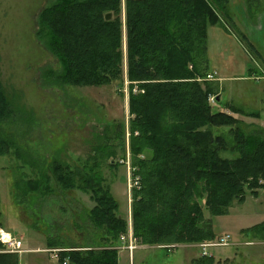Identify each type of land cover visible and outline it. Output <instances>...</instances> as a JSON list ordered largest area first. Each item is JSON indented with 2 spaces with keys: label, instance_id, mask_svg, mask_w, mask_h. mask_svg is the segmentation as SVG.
I'll return each instance as SVG.
<instances>
[{
  "label": "trees",
  "instance_id": "trees-1",
  "mask_svg": "<svg viewBox=\"0 0 264 264\" xmlns=\"http://www.w3.org/2000/svg\"><path fill=\"white\" fill-rule=\"evenodd\" d=\"M228 5L229 0L125 2L130 151L134 175L139 177L132 192L131 229L141 245L170 250L167 246L212 241L217 237L205 212L210 217L227 215L235 201H244L245 190L256 194L262 187L264 138L246 134L237 119L213 111L208 101L216 87L207 80V30L217 24L233 27ZM38 37L59 61L58 71H48L59 84L123 83L120 0H56L40 14ZM18 112L23 114L0 80V155L16 145L3 125ZM224 126L232 128L230 141L214 133ZM223 152L234 154L223 157ZM110 161L116 165L113 158ZM52 179L63 190L78 188L91 194L95 206L85 224L73 223L99 231L94 236L98 239L81 244L49 242V247L62 249L61 263L118 264L116 246L128 233V223L117 214L119 205L104 187L100 170L90 168L80 175L56 162ZM29 184L21 188L23 198L28 193L38 198L43 186L52 189L43 179ZM248 231L264 240V222ZM211 260L200 256L191 264H214ZM0 264H19L18 255L2 252L0 244Z\"/></svg>",
  "mask_w": 264,
  "mask_h": 264
},
{
  "label": "rangeland",
  "instance_id": "rangeland-1",
  "mask_svg": "<svg viewBox=\"0 0 264 264\" xmlns=\"http://www.w3.org/2000/svg\"><path fill=\"white\" fill-rule=\"evenodd\" d=\"M55 1L0 0V80L10 100L23 112H18L12 121L3 125L16 143L9 153L0 155V237L3 238L0 244L5 253L18 255L17 252L23 248H49V242L61 239L81 244L99 238L94 237L99 231L92 233L90 227L82 225L77 228L73 223L80 220L85 224L84 219L95 202L88 192L58 187L59 184L52 179L56 162L80 175L89 173L90 168L99 169L104 187L119 205L117 214L127 221L128 229L132 224V192L137 188L139 177L134 175L130 151L126 0H120L123 83L99 87L59 84L48 72L58 71L60 65L38 37L39 17ZM249 3V12L253 16L259 8L251 0ZM227 26L228 29L223 26L225 30L220 26L208 28L210 54L207 53V80L216 87V93L211 94L215 96V101L209 103L213 111L225 112L237 119L240 129L246 134L264 138V78L249 76L248 70L259 67L258 62L252 59L253 53L244 52L230 40L235 29ZM224 31H228L231 37ZM217 35L222 40L220 44L217 43ZM238 39L242 40V37ZM223 47L227 48L223 54L228 56L230 53L237 62L235 78L220 80L224 76V63L229 75L232 74V68L222 57ZM136 89L134 83L133 93ZM254 113L256 116L250 115ZM231 129L224 126L213 130L230 141ZM98 144L104 148L96 150ZM111 150L113 152L109 154ZM233 154L223 152L222 156L232 157ZM111 158L116 165L111 163ZM96 163L99 167H95ZM39 179L52 189L43 186V194L38 198L33 199V193L23 198L22 186H30V182ZM259 194H264V188L256 189V194L245 190L244 201H235L227 215L210 217L205 212L206 218L212 221L216 237L228 234L236 242L264 241L254 238L248 229H241L264 220V214L255 213L256 207L264 211V196L258 205L254 203ZM17 243L22 246L17 247ZM135 245L137 247L130 254L127 249H121L120 243L117 244L118 264H191L201 253L195 244H176L170 250L163 245H141L137 241ZM262 247L210 248L208 257H212L214 264H264ZM54 249L59 248H51ZM40 255L45 259L47 257L51 264H61L57 257H49L44 252ZM30 261L31 255L24 254L19 264H29Z\"/></svg>",
  "mask_w": 264,
  "mask_h": 264
},
{
  "label": "crops",
  "instance_id": "crops-1",
  "mask_svg": "<svg viewBox=\"0 0 264 264\" xmlns=\"http://www.w3.org/2000/svg\"><path fill=\"white\" fill-rule=\"evenodd\" d=\"M251 1L252 3H254L255 6H257V8H259V12L253 16H251L249 12V6H250L249 0H229L228 13H229L233 28L235 29V32H233V37L229 35L230 33L228 31H224V34H227L228 32L229 34H227V36L231 37L230 40L234 41L236 45L239 46L240 49L242 48L244 52L246 53L248 52L249 54V51H250L251 53H253L254 57L252 59L258 62L259 67L256 66L257 67L256 69L254 68L249 69L248 73L250 77L256 76V79H260V78H264V0H251ZM215 26H220L225 30L223 25L217 24ZM215 26H209L208 28L215 27ZM219 34L220 33H218V35ZM218 35L216 36L217 43L219 42L220 44L222 40H220V37ZM238 37H242V40L238 39ZM208 39H209V35H208V30H207V49H208L207 52L208 54H210V48L208 46V42H209ZM223 45L224 43L221 44V46ZM226 49H227L226 47H223L222 48L223 51L222 52L220 51L221 54L226 53L225 52ZM222 57L224 58V60L228 62L229 68H232V72H231L232 74L229 75L230 72L227 71V68H225V65L227 66V64L224 63L225 65H222V68L224 69V71H222L224 76H222V78L220 77V80H225V79L227 80V79L235 78L236 75L234 73H235L237 62L235 61L234 57L230 55V53L228 56L223 54ZM262 196H264V194H259L257 198H254L255 200L254 203L256 205L260 203ZM255 213L256 215H260V214H264V211L256 207ZM262 222H264V220L258 223L246 226L245 228H241V229H249L250 227H253ZM217 235H220V234H217ZM20 246H22V244ZM49 250H51V247L49 248L45 247L44 249H39L38 247L23 248L21 252H17L18 259L20 261L21 257L24 254H30L31 261L29 262V264L30 263L32 264L33 263L51 264L50 260H48L47 257L45 259L42 255H40L41 253L44 252L45 254H48L49 257H51V255L54 257H57L58 262L61 263V261L59 260L60 258L59 253H51Z\"/></svg>",
  "mask_w": 264,
  "mask_h": 264
},
{
  "label": "built area",
  "instance_id": "built-area-1",
  "mask_svg": "<svg viewBox=\"0 0 264 264\" xmlns=\"http://www.w3.org/2000/svg\"><path fill=\"white\" fill-rule=\"evenodd\" d=\"M209 102L215 101V96H210L208 97ZM259 184L264 188V178H261L259 180ZM136 185L138 186V180L136 182ZM135 239L132 234V229H128V233L126 235H122L120 237V244H121V249H127L130 251V254L133 253V250L137 247L135 245ZM240 245H245V246H255V245H261L264 246V241H244V242H236L233 240V238L226 234L223 236H219L216 239L209 241V242H204V243H197L194 246L199 248L201 250L200 256L208 257L210 254L208 253V250L210 248H217V247H235V246H240ZM16 246H20L19 243L16 244ZM62 249H54V250H49L50 252H59ZM63 264H67V261H64Z\"/></svg>",
  "mask_w": 264,
  "mask_h": 264
},
{
  "label": "water",
  "instance_id": "water-1",
  "mask_svg": "<svg viewBox=\"0 0 264 264\" xmlns=\"http://www.w3.org/2000/svg\"><path fill=\"white\" fill-rule=\"evenodd\" d=\"M110 16H111L110 14H107L106 18L109 19ZM218 99H219V98L217 97V100H218Z\"/></svg>",
  "mask_w": 264,
  "mask_h": 264
},
{
  "label": "bare ground",
  "instance_id": "bare-ground-1",
  "mask_svg": "<svg viewBox=\"0 0 264 264\" xmlns=\"http://www.w3.org/2000/svg\"><path fill=\"white\" fill-rule=\"evenodd\" d=\"M209 77V76H208ZM216 239V238H215ZM174 245H172V246H167V247H173ZM63 264V263H62Z\"/></svg>",
  "mask_w": 264,
  "mask_h": 264
}]
</instances>
